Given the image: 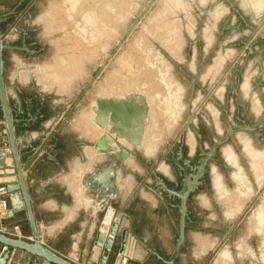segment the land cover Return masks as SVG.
<instances>
[{
	"label": "rangeland",
	"instance_id": "obj_1",
	"mask_svg": "<svg viewBox=\"0 0 264 264\" xmlns=\"http://www.w3.org/2000/svg\"><path fill=\"white\" fill-rule=\"evenodd\" d=\"M7 1L12 2V4L7 5L8 9L13 7L12 18L21 14L18 17H21L18 28L28 29V36L22 43L21 35L18 32L11 40L5 37V42L11 47L3 51V59L5 57L8 59L11 54L14 55L20 69H23L27 64H32L35 77L37 72H42L40 68L45 67L47 72L43 76L46 83L45 89L50 91L52 95H54V91L59 94L72 91L70 94L74 97L94 74L99 64L112 50L117 40L123 35L148 0H78V5L76 0H20L17 5L16 0ZM68 3L74 4V6L68 5ZM104 4L107 6H104L105 9ZM112 4L115 6H112ZM111 6L115 8L111 9ZM72 7H74L76 14H73ZM100 9L108 15L111 14L110 17L104 14L103 11L100 12ZM70 10L72 11L71 14L69 13ZM90 12L93 13V17ZM67 13L69 16L73 15L69 17ZM98 14L101 15L100 20L97 19L100 17ZM103 15L110 21L103 20ZM84 16H87L88 19ZM84 19L87 21L85 22ZM27 20L29 22H26ZM88 21L92 23H89V25L87 24ZM169 21H173V24L172 22L170 24ZM100 22H103L104 27L99 24ZM174 23L175 26H173ZM92 25H94L93 29H91ZM152 25L155 26V29L151 27ZM0 26L1 30L5 31L3 22H0ZM79 26H82V28L80 27L81 30H79ZM98 26L100 29H98ZM160 26L166 28L169 26L168 29H171L172 35L168 37L175 44L174 54L164 48V40L160 38L163 28L161 29ZM157 27L158 29H156ZM254 29H257L256 34H253ZM78 30L82 33L75 32ZM152 30L159 31L157 33L160 36L154 31L151 32ZM92 31L93 34L95 33L94 35H91ZM89 32L91 33L89 34ZM152 33L155 35H152ZM81 37H84V39H81ZM136 41H139V43ZM135 43L139 44L140 49L150 47L157 58L164 63L170 81L174 84L175 89H178L176 90L179 97L177 106L172 113L169 111L171 114L166 112L165 109V97L162 94L164 91L162 88L161 90L159 87L155 88L146 75V77H142V75L140 78V82L142 81L141 83L144 84L139 83V81L132 84L133 80H130L132 78L125 77L129 72L123 70V67L129 66L132 60L135 59L134 52L138 49ZM144 43L148 47H145ZM23 48L37 51L26 53ZM132 67L134 68V64ZM134 73L137 72L134 71L132 75ZM120 77L126 79L127 83H131L130 87L132 89L129 87V90H133L132 86L134 85V90L140 89V91L143 90V92H148V94L154 96L156 104L162 110L161 113H164L163 116H166L167 113L165 118L169 122L177 121L174 128L165 129L163 132L160 125L154 124L158 118H156V112L154 111L150 115L149 119L153 124L148 128L145 146L141 149L137 147L140 163L135 159L133 160L137 181L143 176H147V169L153 165L159 154L166 149L173 139L176 141L172 150H176L178 146H181L184 153L188 154L190 146L186 142L185 134L188 130L194 140L191 149L195 147L196 133H198L202 136V147L206 151L217 139L225 135L227 127L252 126L258 118L251 110V100L240 92L239 86L248 77L252 83L251 89L253 92L256 94H258V91L264 92V86L262 85L264 83V0H155L85 92L82 101H79L80 104L73 114V123H79L84 129L82 130L83 133L87 134V130L90 133L87 125L91 124L90 108L94 104L95 96L119 97L122 92L124 95L125 92L129 91L126 88H121L123 79L120 80ZM254 83H257V85ZM143 88L148 89V91ZM219 89L221 95H218L217 91ZM151 90H157L161 95L159 93L156 95L157 92L154 93ZM259 105L263 110L264 99L258 95V98L254 99V109L257 112L260 110ZM198 106L201 109L196 110L194 113L195 107ZM209 106L213 107L214 113ZM59 108L61 109L62 106H59ZM188 115H192L193 120L186 124ZM86 116L89 120L85 119ZM168 118L174 119L169 120ZM149 119H146L147 124ZM83 120H86L87 124H84ZM96 131V126L92 125V136L94 135L93 132L96 133ZM246 143L250 150L255 151V154L262 153L264 155V125L255 131L233 132L232 136L217 148L214 162H210L207 166L205 189L199 190L191 197L192 204L199 203L207 205L209 208L211 202L208 198H210L212 204L216 207L214 206V212L210 210L207 214L210 217L219 214V224L215 221L213 228L211 226L209 228L201 227L207 224L206 221H201L199 226L203 229H198L200 233L194 238L195 244L191 245L193 252L198 248L199 252L200 249L202 252L206 251L203 255L212 253L257 192L256 179L258 173L257 168L254 166L255 157L246 152L248 151L245 146ZM156 146L158 149L152 155ZM147 148L150 150H147ZM226 148L233 153L235 161L227 159L224 153ZM143 152L152 156L148 157ZM166 158L170 161L171 157L167 154ZM165 164V162L160 163L158 165L159 172L156 173L164 172L167 173V176L175 179L172 172L174 170L177 173L179 172L174 167L172 172L168 171L167 165L165 169ZM235 172L244 174L249 182V189H251V195L237 205L229 201L225 195L219 193L221 191L218 190L215 183V180H217L223 189L230 192L234 191L238 188V180L234 176ZM260 174L263 175L262 181L264 183V163ZM147 180L152 185L154 179L148 177ZM260 196L219 248L228 249L227 252L230 257L231 255H245L248 264H264V224L250 223L251 209L260 202ZM233 204L238 207L233 206ZM237 208H239L238 211ZM254 227L257 229H254ZM197 237L210 238L214 240V244L210 246L211 248L202 249ZM175 238L177 239L176 235L173 236L172 242ZM241 243L242 245H240ZM246 247H248V250ZM218 250L214 255L217 254ZM198 251L196 252L198 253Z\"/></svg>",
	"mask_w": 264,
	"mask_h": 264
},
{
	"label": "crops",
	"instance_id": "obj_2",
	"mask_svg": "<svg viewBox=\"0 0 264 264\" xmlns=\"http://www.w3.org/2000/svg\"><path fill=\"white\" fill-rule=\"evenodd\" d=\"M19 1L16 0V5ZM10 3L12 4L7 0H0V19L4 23L3 29H9L14 24L6 39H13L18 32L22 43L28 36V29L18 28L21 22V17H18L21 14L12 18L13 7L7 8ZM34 51L37 50L30 49L27 52ZM4 59V86L12 117L15 119V135L22 154V163L25 164L75 96L72 97L70 94L72 91L62 94L54 91L52 95L45 89L46 83L43 80V76L47 73L45 67L40 68L42 72L39 69L40 72H37L35 77L32 64H27L20 69L14 55L11 54L8 59L6 57ZM254 84L257 85V83ZM262 85L264 86V83ZM251 88L252 83L248 77L239 86L240 92L251 100V110L258 117L255 125L264 113V109L262 110L259 105L260 110L257 112L254 109V99H257L258 95L264 99V92L258 91L256 94ZM82 99L83 97L80 102ZM80 102L51 138L52 148L40 152L24 172L42 242L71 261L80 264H96L102 252L101 248L93 244L94 235L103 215L98 204L108 193L109 220L119 218L120 221L118 235L113 239V248L105 252L108 254L105 264H164L159 257L145 249L137 239L146 243L161 258L168 259L176 241L175 238L172 242L173 236L177 237L179 204L165 199L164 192L158 187H154L153 190L136 191L137 178L133 161L135 150L130 152L125 161L117 162L107 152L94 149L96 140L104 130L97 128L92 113L91 124L87 125L90 133L88 130L87 134L83 133V127L79 123H73V114ZM59 106L62 108L60 109ZM85 119L89 120L88 117ZM83 122L87 124L86 120ZM263 122L261 126L264 125ZM92 125L96 126L97 130L96 135L93 136ZM250 141L253 144L251 139ZM5 145V130L0 109V149ZM135 149L137 150V147ZM5 151L7 153V149ZM111 163L114 165L113 186L111 190H107L101 184L102 179H93V176ZM4 165L5 167L0 169V185L14 181L7 157ZM234 174L237 176L239 172ZM3 197L13 213L0 220V231L28 239L29 226L24 210L19 207L20 201L16 193L9 192ZM210 210L214 212V207L209 208L199 203L188 204L185 239L174 259V264H204L210 256L203 255L206 251L198 255L197 250L195 253L191 248L195 242L194 238L200 233L198 229L209 228V226L213 228L215 221L219 224V214L215 212L217 216L210 217L207 214ZM201 221L207 222L206 225L201 226L203 228L199 226ZM124 228L129 232L125 252L119 253V235ZM216 257L217 255H214L208 264H248L245 255H231L223 262H216ZM5 264L44 263L41 259L24 251L11 249Z\"/></svg>",
	"mask_w": 264,
	"mask_h": 264
},
{
	"label": "water",
	"instance_id": "obj_3",
	"mask_svg": "<svg viewBox=\"0 0 264 264\" xmlns=\"http://www.w3.org/2000/svg\"><path fill=\"white\" fill-rule=\"evenodd\" d=\"M155 0H148L147 3L143 6L141 11L138 13L136 18L132 21L129 27L125 30L123 35L116 42L112 50L105 56L103 61L99 64V67L94 72V74L89 78L87 83L83 86L80 92L75 96L72 102L68 105L66 110L60 115L57 121L54 123L50 131L44 137L43 141L34 149L29 161L25 164L22 163V154L20 152L16 135H15V119L12 117L11 108L7 99V94L4 86V59L3 51L9 46L5 42V37L9 33L11 27L5 31L1 30L0 26V109L2 113V124L5 130L6 145L4 148L0 149V169L5 167L6 157L9 159V165L12 168V174L14 176V181L5 183L3 186L5 192H15L18 200L20 201L19 207L24 210L25 217L29 226V237L28 239L21 237L20 235H9L0 231V264H5L6 258L9 255L11 249L24 251L36 258L41 259L44 264H80L78 262L71 261L66 257L56 253L49 247H47L41 240L38 226L35 221L34 212L32 209L31 199L28 192V186L24 179V172L30 163L42 152L44 149H51L50 144L51 138L55 135L56 131L60 125L67 119L73 108L81 100L85 92L97 78L102 69L106 64L111 60L116 51L120 48L122 43L143 17L145 12L153 4ZM1 22V19H0ZM257 33V29H254L253 34ZM200 106L197 107V111L200 110ZM92 111L94 113L93 121L103 129V133L98 137L94 144V149L97 151L107 152L110 156L114 157V160L117 162H123L126 160L130 152L134 150L142 141L143 132L146 122V112L147 104L145 97L136 93H129L124 97H105L97 96L95 97V104L92 106ZM193 116L188 115L186 124L190 123ZM264 119V113L261 115L260 119L255 125L252 126H236V127H227L226 133L222 138H219L214 142L210 149L207 152H204V157L201 159V163L198 166V172L194 174L191 182L186 183V187L181 190V192H176L169 189L160 179L157 180L159 189L165 192L167 195H174L179 200V222H178V232L177 239L174 244V248L168 257V259L161 258L156 252L151 250L149 246L142 242L140 239H137L145 249L149 250L152 255L159 257L164 264H174V259L177 256L180 247L185 239V221L187 214V196L189 192L195 187L198 183V177L201 176L203 169L207 161L211 158L214 151L221 146L229 137L232 136V133L235 131H252L259 128L262 125ZM185 127V125H184ZM182 128V130L184 129ZM120 139H124L129 146L125 147L119 142ZM7 149V153L5 151ZM113 163L109 166L103 168L101 171L97 172L93 179H102L101 184L107 190H111L113 183L112 179L114 176ZM152 171V169L150 170ZM264 189L263 185L257 189L256 194L253 198L247 203L243 211L240 213L236 221L226 232L223 239L219 242L216 248L213 250L211 255L206 259L204 264H208L209 261L214 256L215 252L223 244L224 240L229 236L233 228L238 224V222L243 218L247 211L251 208L255 200L260 196ZM110 197L108 193L103 196V199L98 204L100 211L103 213L101 221L99 223L98 229L94 235L93 244L102 249V252L99 254L96 264H105L108 259V254L113 248V239L118 235V226L120 219H115L113 221L109 220L105 222V219L108 217L107 209L109 207ZM13 213L12 209H8L7 216ZM121 213H124L121 211ZM128 229L124 228L120 232V246L118 249L119 253L125 252L126 240L128 236Z\"/></svg>",
	"mask_w": 264,
	"mask_h": 264
},
{
	"label": "bare ground",
	"instance_id": "obj_4",
	"mask_svg": "<svg viewBox=\"0 0 264 264\" xmlns=\"http://www.w3.org/2000/svg\"><path fill=\"white\" fill-rule=\"evenodd\" d=\"M77 1V2H76ZM75 2H76V4L79 2L78 0H76ZM65 2H67V1H65ZM68 2H72V1H68ZM89 3V2H88ZM112 3V2H111ZM70 3H68V5H69ZM75 4V5H76ZM101 4H103V3H101ZM70 5H72V6H74V4H70ZM78 5V4H77ZM104 6H106V4H104L103 5V7ZM112 6H115L114 4H112ZM111 6V9L112 8H115V7H112ZM71 7V6H70ZM107 7V6H106ZM106 7H104V9L106 8ZM69 8V7H68ZM73 8V14L75 13L74 12V7H72ZM77 8V7H76ZM99 8V7H98ZM100 8H102V7H100ZM110 8V7H109ZM109 8H107V9H109ZM72 10V9H71ZM69 11V13L71 14V12L72 11ZM91 10V9H90ZM99 10V9H98ZM110 10V9H109ZM67 11V10H66ZM92 11H93V9H92ZM94 11H95V8H94ZM93 11V12H94ZM101 11H103V13H104V10H102V9H100V12ZM68 12V11H67ZM115 12V11H114ZM91 14H92V17H93V13L92 12H90ZM112 13V12H111ZM68 14V13H67ZM72 14V15H73ZM76 14V13H75ZM102 14V13H101ZM104 14H106V13H104ZM110 14V13H109ZM113 14V13H112ZM72 15H70L69 16V14H68V16L69 17H71ZM82 15V14H81ZM87 15V14H86ZM98 15H100V14H98ZM106 15H108V14H106ZM105 15V16H106ZM111 15V14H110ZM110 15H108L109 17H110ZM80 16V15H79ZM95 16V15H94ZM84 17H86V19H88L87 18V16H84ZM83 17V18H84ZM96 17V16H95ZM99 17V16H98ZM103 17H104V15H103ZM102 17V18H103ZM108 17V18H109ZM116 17H117V15H116ZM115 16H114V18H116ZM100 18H101V15H100V17L99 18H97V19H99L100 20ZM105 19H107V18H103V20H105ZM111 19V18H110ZM99 20H98V22H99ZM107 20H109V19H107ZM112 20H114L113 18H112ZM172 20V19H171ZM84 21H85V19H84ZM87 21V20H86ZM85 21V22H86ZM90 21V20H89ZM88 21V23L87 24H89L90 22ZM92 21V20H91ZM110 21V20H109ZM167 22H168V20H167ZM166 22V23H167ZM170 22V21H169ZM172 22V24H173V21H171ZM171 22H170V24H171ZM92 23V22H91ZM90 23V24H91ZM94 23V22H93ZM103 23V22H102ZM102 23L100 22L99 24H101L102 25ZM176 23V22H175ZM175 23H174V25L173 26H175ZM72 24V23H71ZM78 24V23H77ZM89 24V25H90ZM85 25H86V23H85ZM84 25V26H85ZM88 25V26H89ZM101 25H99L100 27H101ZM167 25H169V24H167ZM74 26H76V25H74ZM93 26L94 25H92V28L91 29H93ZM96 26V25H95ZM99 26H98V29H100L99 28ZM172 26V25H171ZM171 26H170V28H171ZM80 27L82 28V26H79V30H81L80 29ZM102 27H104V25H102ZM101 27V28H102ZM153 29H155V26H151ZM165 27V26H164ZM163 26H160V28L162 29L163 28V30H161V33H163V34H161L160 33V35H161V39L162 40H164V48L167 50V51H169L171 54H174V52H175V44H174V42L171 40V38H169L168 36H171L172 35V33H171V29H168L169 28V26L166 28H164ZM71 28V27H70ZM94 28H96V27H94ZM73 29V28H72ZM77 29H78V27H77ZM84 29V28H83ZM82 29V30H83ZM98 29H97V31H98ZM156 29H158V27L156 28ZM174 29V28H173ZM175 29H177V27H175ZM71 30V29H70ZM75 30H76V28H75ZM75 31V32H81V31ZM95 30V29H94ZM93 30V31H94ZM84 31H86L85 29H84ZM83 31V32H84ZM90 31V30H89ZM93 31H92V33L91 32H89V34L91 33V35L93 34ZM155 32V33H157V32H159V31H157L156 32V30H152L151 32ZM74 32V33H75ZM173 32V31H172ZM71 33H73V32H71ZM77 33V34H78ZM82 33V32H81ZM86 33V32H85ZM101 33H102V30H101ZM95 34V33H94ZM93 34V35H94ZM72 35V34H71ZM79 35V34H78ZM88 35V34H87ZM152 35H155L154 33H152ZM157 35L158 36H160L158 33H157ZM85 36V35H84ZM157 38V37H156ZM69 39V38H68ZM72 39H73V37H72ZM81 39H84V37L82 38L81 37ZM76 40H77V38H76ZM90 40H91V38H90ZM119 40V39H118ZM117 40V41H118ZM160 40V39H159ZM166 40H168V41H166ZM67 41H69V40H67ZM83 41V40H82ZM85 41V40H84ZM89 41V40H88ZM144 41V40H143ZM136 42H138L139 43V41H136ZM83 43V42H82ZM136 44V46H137V51L136 52H134V56H135V59L134 60H132V62H131V64L128 66L127 65V67H123V70H125V71H127V76H125V77H130V78H132V79H130V80H133L132 81V84L133 83H135V82H137V81H139V83H141L140 82V78H141V76L142 77H148L149 79H150V83H152L153 85H154V87L155 88H157V87H159L160 88V90H161V88H162V90L164 91V92H162V94H164V97H165V109L167 110H165L166 112H168L169 114H171L172 113V111L174 110V108H176V106H177V102H178V94L176 93V90H178V89H175V87H174V84H172V82L170 81V77L168 76V74L166 73V67H165V65H164V63H162V61H161V59L159 60V58H157V55L155 54V53H153V51L150 49V47L149 48H145V49H140V47L137 45V43H135ZM141 44V43H140ZM145 44V45H144ZM143 45L146 47L147 45H146V43H144ZM75 46H76V43H75ZM148 47V46H147ZM73 49H75V48H73ZM77 51H79V50H77ZM79 53H80V51H79ZM177 55V54H176ZM77 62H78V60H77ZM133 64H134V68L132 67L133 66ZM134 71H136L137 73H134V75H132L133 74V72ZM129 74H130V76H129ZM146 75V76H145ZM123 78H124V76H122ZM137 77V79H135ZM123 78H119L120 80L121 79H123ZM136 80V81H135ZM118 83H119V81H118ZM117 83V84H118ZM116 84V85H117ZM122 86H121V88L123 89V88H126V89H128L131 85V83H127V81H126V79H123L122 80ZM129 84V85H128ZM141 84H144V83H141ZM119 85V84H118ZM151 85V84H150ZM152 85V86H153ZM120 86H118L119 88H120ZM135 86H137V85H135ZM143 87H144V85H142ZM117 87V88H118ZM133 87V90H129V91H127V92H125L124 93V95L122 94L123 92V90L120 92L121 93V95L119 96L118 95V93H117V95L119 96V97H117V98H121V97H124L125 95H127V94H129V93H131V91L133 92V93H136V94H139V95H143L144 97H145V100H146V104H147V112H146V119L148 118L149 119V117H150V115H152V113L155 111L156 112V120H157V123H154V124H156V125H160V128L162 129V131L164 132V130L165 129H172V128H174V126L177 124V121H174V122H169L165 117L167 116V113H166V116H163V114L161 113V108L159 107V105L158 104H156V102H155V97L154 96H152L150 93L148 94V92L147 93H145V92H143V90L142 91H140V89L138 90V89H136V90H134V85L132 86ZM131 88V87H130ZM140 88V87H139ZM152 88V87H151ZM132 89V88H131ZM143 89H145V88H143ZM145 90H147L148 91V89H145ZM144 90V91H145ZM118 91V90H117ZM116 91V92H117ZM151 91H153L154 93L155 92H157V90L156 91H154V90H151ZM119 92V91H118ZM218 95H221V90L219 89L218 91ZM152 93V92H151ZM158 93L159 92H157V94L156 95H158ZM153 94V93H152ZM160 94V93H159ZM123 95V96H122ZM155 95V94H154ZM161 95V94H160ZM97 96H100V95H97ZM163 96V95H162ZM105 97H107V96H105ZM108 97H115V96H108ZM161 97V96H160ZM159 98V97H158ZM159 99H161V98H159ZM163 99V98H162ZM160 101V100H159ZM158 101V102H159ZM160 103V102H159ZM94 104H95V99H94ZM93 104V105H94ZM92 105V106H93ZM92 106H91V108H90V112L92 113V115L94 116V113H93V111H92ZM164 107V106H163ZM162 107V108H163ZM210 108H211V110H212V112L214 113V110H213V107L212 106H209ZM196 110H197V108L195 107V109H194V113L196 112ZM169 111H171V113L169 112ZM175 111V110H174ZM163 112H164V110H163ZM157 114H158V116H157ZM173 115L174 116H176V114H174L173 113ZM170 117H171V115H170ZM169 120H171V119H174V118H168ZM192 120H193V118H192ZM96 125H97V123H95ZM152 124L153 123H151L150 122V119H149V123L147 124L146 122H145V127H144V132H143V138H142V141H141V143L138 145V148H144V146H145V141H146V135H147V132H148V128H149V126H152ZM97 128L98 129H100L101 131H103V129H101L100 127H99V125H97ZM187 131V130H186ZM101 134V133H100ZM186 134V142H187V144H189V146H190V148H193V142H194V140H193V137H192V134L191 133H189V130L187 131V133H185ZM94 135H96V133L94 134ZM119 142L122 144V145H125V146H129V144L124 140V139H120L119 140ZM149 144V143H148ZM147 144V145H148ZM153 144V143H152ZM245 144V143H244ZM247 144V143H246ZM150 145H151V143H150ZM246 147H247V150L248 151H246V152H249L250 153V155H252L253 157H255V167L257 168V186L260 188L261 187V185H262V183H263V181H262V179H263V175L262 174H260L261 173V169H262V167H263V163H264V155L262 154V153H256L255 154V151H253V150H250V147L248 146V144L247 145H245ZM149 147V146H148ZM152 147H153V145H152ZM151 148V147H150ZM157 149H158V147L156 146V148H155V151H154V153L152 154V155H154L155 153H156V151H157ZM147 150H150L149 148H147ZM191 150H194V149H191ZM143 151V150H142ZM225 156L227 157V159L229 160V161H235V156L233 155V153L228 149V148H226V150H225ZM143 154L144 155H146V156H148V157H151L152 155H147L145 152H143ZM251 157V156H250ZM8 161H9V159H8ZM125 161V160H124ZM159 169V168H158ZM237 175V174H236ZM235 176V175H234ZM14 177V176H13ZM236 178H237V180H238V188L237 189H235L234 191H232V192H230V191H227V190H225V189H223L222 188V186H221V184L217 181V180H215V183L217 184V188H218V190H220L221 192H219V193H222L223 195H225L226 197H227V199L229 200V201H231L232 203H236V205L239 203V202H241L242 200L244 201V199H247L250 195H251V189H249V182L246 180V178H245V176H244V174L242 173V172H239V175H237L236 176ZM258 187H257V189H258ZM4 191H5V188H4ZM217 191V190H216ZM220 196H222V195H220ZM223 197V196H222ZM226 202H227V200H226ZM230 203V202H229ZM243 204V203H242ZM235 204H233V206H235V207H238V206H236ZM242 207V206H241ZM235 209V208H234ZM238 209L239 208H237V211H238ZM229 210V209H228ZM231 211V210H230ZM109 215L110 214H108V217L105 219V222H108V220H109ZM249 222V221H248ZM250 223H252V224H256V225H258L259 223L262 225V224H264V189H263V191H262V193H261V196H260V202L255 206V207H253L252 209H251V214H250ZM249 225V224H248ZM248 227V226H247ZM257 227V226H256ZM260 227V226H259ZM258 227V228H259ZM252 228V227H251ZM248 229V228H247ZM254 229H257V228H255L254 227ZM249 230V229H248ZM251 230V229H250ZM253 231H255V230H253ZM261 231V230H260ZM262 232V231H261ZM263 233V232H262ZM263 235H264V233H263ZM197 239H198V241H199V243H200V246L202 247V249L203 248H209L210 246H212L214 243H213V241L214 240H212V239H210V238H207V237H197ZM243 241V240H242ZM240 243V242H239ZM238 243V244H239ZM244 243V242H243ZM237 244V245H238ZM246 244V243H245ZM244 244V245H245ZM240 245H242V243L240 244ZM243 245V246H244ZM199 246V245H198ZM243 246H241V247H243ZM247 246V245H246ZM224 247V246H223ZM245 247V246H244ZM211 248V247H210ZM247 248V250H248V247H246ZM198 249V248H197ZM196 249V250H197ZM245 249V248H244ZM249 249H250V246H249ZM227 250L228 249H224V248H221V249H219L218 250V252H217V257H216V262H223V261H225L226 259H229L230 258V256H229V254H228V252H227ZM246 250V249H245ZM244 250V251H245ZM198 251V250H197ZM229 251V250H228ZM251 251V250H250ZM202 251H201V249H200V252L198 251V253L197 254H199V253H201ZM196 253V252H195ZM246 253V252H245ZM249 253V252H248ZM251 253H253V252H251ZM264 255V254H263Z\"/></svg>",
	"mask_w": 264,
	"mask_h": 264
},
{
	"label": "flooded vegetation",
	"instance_id": "obj_5",
	"mask_svg": "<svg viewBox=\"0 0 264 264\" xmlns=\"http://www.w3.org/2000/svg\"><path fill=\"white\" fill-rule=\"evenodd\" d=\"M23 49H24L23 51H25V52L29 51L25 48H23ZM196 137H197L196 138L197 140H196L195 145H194L195 146L194 150H191V148H190V151L188 152V154L184 153V150L181 146H178L176 148V150H172V147L176 141L175 139H173L169 143V145L166 147V149L159 154L158 158L154 161L153 165L147 169V176H143L141 179H138L136 191L141 190L142 188L153 190L155 186L159 188L157 180L160 179L169 189L176 191V192H181V190L186 187V183L192 181L194 174H196L198 172V166L201 163V159L204 157V152H207L211 147L210 146L209 149L204 151V149L202 147V142H201L202 136L200 134L196 133ZM195 148H196V150H195ZM134 150H135L134 158L137 162H139V155L137 153L138 149L137 150L134 149ZM216 150L214 151L211 158L207 161L201 176L198 177V180H197L198 183L189 192V194L187 196V202H186L187 206H188V204L191 203V197L194 193H197L199 190L202 191L203 189H205L204 187H205L206 169H207V166L210 162H214ZM167 154H169V156L171 157L170 161L168 160V158H166ZM162 162L166 163V165L168 167V171L172 172L173 167H174V169H176L179 172V173H177L175 170H174V172H172L175 175V179H172L171 177L167 176V173H164V172H162L160 174L156 173V172H159L158 165ZM151 169H152V171H150ZM148 177H152L154 179L152 185H150V183L148 182V180H147ZM164 195H165V199H168L169 201H175L178 204L180 203V200L176 196H174L172 194L167 195L165 192H164ZM208 199H209V202H211L210 208L214 207V204H212L213 203L212 200H210V198H208ZM209 255H211V253H209Z\"/></svg>",
	"mask_w": 264,
	"mask_h": 264
},
{
	"label": "built area",
	"instance_id": "obj_6",
	"mask_svg": "<svg viewBox=\"0 0 264 264\" xmlns=\"http://www.w3.org/2000/svg\"><path fill=\"white\" fill-rule=\"evenodd\" d=\"M4 194H6L4 186L0 185V220L7 216V211L9 209L7 202L3 197Z\"/></svg>",
	"mask_w": 264,
	"mask_h": 264
}]
</instances>
